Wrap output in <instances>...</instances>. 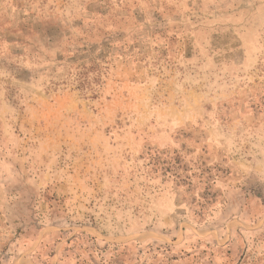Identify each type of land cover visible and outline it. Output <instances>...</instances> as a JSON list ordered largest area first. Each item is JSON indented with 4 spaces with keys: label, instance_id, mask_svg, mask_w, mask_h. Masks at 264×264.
Returning a JSON list of instances; mask_svg holds the SVG:
<instances>
[{
    "label": "rangeland",
    "instance_id": "1",
    "mask_svg": "<svg viewBox=\"0 0 264 264\" xmlns=\"http://www.w3.org/2000/svg\"><path fill=\"white\" fill-rule=\"evenodd\" d=\"M0 264H264V0H0Z\"/></svg>",
    "mask_w": 264,
    "mask_h": 264
}]
</instances>
